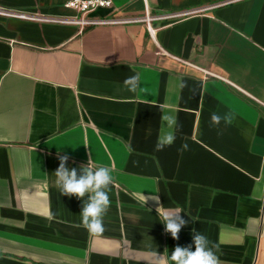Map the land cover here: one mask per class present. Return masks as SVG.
Instances as JSON below:
<instances>
[{
  "label": "crops",
  "instance_id": "obj_1",
  "mask_svg": "<svg viewBox=\"0 0 264 264\" xmlns=\"http://www.w3.org/2000/svg\"><path fill=\"white\" fill-rule=\"evenodd\" d=\"M68 1L0 9L74 17ZM87 19L119 23L0 15V264H158L154 252L195 250L194 231L221 264H264V0H112ZM133 74L135 94L123 83ZM166 112L177 139L156 151ZM214 112L235 118L216 127ZM64 155L78 175L89 159L113 169L98 236L80 226L83 201L56 185ZM159 205L188 221L178 240Z\"/></svg>",
  "mask_w": 264,
  "mask_h": 264
},
{
  "label": "clouds",
  "instance_id": "obj_2",
  "mask_svg": "<svg viewBox=\"0 0 264 264\" xmlns=\"http://www.w3.org/2000/svg\"><path fill=\"white\" fill-rule=\"evenodd\" d=\"M124 87L130 93H137L141 90V77L139 74H133L124 80ZM179 91H183L187 87V83L181 78L175 84ZM234 115L231 112H226L223 115L212 113L211 123L213 126L219 127L221 123L225 126L231 125L234 120ZM164 122L166 131H163L157 138L155 145L156 151H162L166 147L172 146L176 139L178 131V118L173 112H166L161 117ZM188 149L185 143L181 145L179 151L181 153ZM68 156L60 157L59 167L54 173L56 176V185L61 191L62 196L73 197L83 201L80 226L84 227L90 235L98 236L102 234L104 229L103 217L110 207L109 191L110 185L113 184L114 177L113 169L103 165L92 166L89 162L86 166H81V174L78 175L75 168L69 169L66 167ZM87 197V199H85ZM143 199L146 203L148 197L143 194ZM151 199L159 204V197L152 195ZM160 221L165 225V231L170 233L173 239H179L181 228L184 227L186 221L180 213L181 209H165L162 205L156 208ZM49 219H52L49 216ZM192 246H176L171 255L167 258L159 256L157 252L153 255L156 257L158 264H221L217 252L218 245L212 244L209 239L197 231H194Z\"/></svg>",
  "mask_w": 264,
  "mask_h": 264
},
{
  "label": "built area",
  "instance_id": "obj_3",
  "mask_svg": "<svg viewBox=\"0 0 264 264\" xmlns=\"http://www.w3.org/2000/svg\"><path fill=\"white\" fill-rule=\"evenodd\" d=\"M68 9L73 10L76 15L74 17H65V18H45L41 16H36L33 14L26 13H16V12H5L0 9V15L19 18L23 20H31V21H40V22H49L55 24H68L75 25L81 28L91 27V26H99L106 24H115L117 21H93L87 19V15L94 12L98 9H109L112 7V0H70L65 6ZM163 18H153L146 14L144 18V22L148 25L152 20H159ZM170 19V17H169ZM119 23V22H117ZM149 33L151 34L150 28Z\"/></svg>",
  "mask_w": 264,
  "mask_h": 264
}]
</instances>
